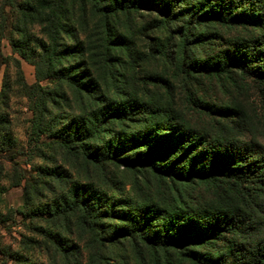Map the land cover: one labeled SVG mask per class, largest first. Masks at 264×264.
<instances>
[{
    "label": "trees",
    "instance_id": "obj_1",
    "mask_svg": "<svg viewBox=\"0 0 264 264\" xmlns=\"http://www.w3.org/2000/svg\"><path fill=\"white\" fill-rule=\"evenodd\" d=\"M89 1L103 21L98 54L102 63L114 59L110 56L114 41L107 34L109 17L158 6L171 19L156 21V28L166 21L180 24L177 71L184 81L200 77L233 81L238 74L256 85L260 116L252 119L237 104H209L186 93L190 110L208 119L199 126L157 99L153 103L127 98L111 105L98 98L101 105L83 122L60 125L55 131L60 146L100 167L109 162L147 171L168 184L170 198L162 206L149 199L143 204L113 203L81 185L56 212L62 216L67 211L79 213L80 223L109 244L118 237L145 244L152 264H159L157 251L163 253L162 264H170L168 249L176 250L190 264H264V142L254 138L257 132L264 141V0ZM15 3L1 0V10ZM20 8L24 17L40 22L49 41L48 45L39 42L46 55L30 63L37 81L58 77L89 99L97 90L94 82H87L86 72L79 69V74L68 58L84 55L83 46L56 48L58 34L73 32L62 4L26 0ZM4 18L2 14L1 29ZM10 43L26 59L21 45ZM156 54L166 55L164 45L156 48ZM144 80L167 85L159 77ZM245 132L252 137L245 139ZM50 175L57 177V173ZM181 187H201L212 197L192 200ZM101 203L109 205L103 209Z\"/></svg>",
    "mask_w": 264,
    "mask_h": 264
},
{
    "label": "rangeland",
    "instance_id": "obj_2",
    "mask_svg": "<svg viewBox=\"0 0 264 264\" xmlns=\"http://www.w3.org/2000/svg\"><path fill=\"white\" fill-rule=\"evenodd\" d=\"M14 1L15 5L2 11L0 0V18L3 14L6 19L0 28V264H152L145 244L130 237H118L109 244L80 223L79 213L67 211L62 216L56 209L64 208L73 189L81 185L92 187L103 201L143 204L149 199L162 206L170 198L168 184L144 170L109 162L100 167L79 154L67 153L55 131L60 125L83 122L101 105L98 98L111 105L127 98L153 103L157 99L179 117L203 126L208 119L192 112L185 99L191 93L192 98L209 104H237L257 119L260 94L256 85L238 74L233 81L203 77L184 81L177 71L180 24L166 21L156 28V21L171 19L158 6L109 17L107 34L114 41L110 51L114 59L102 63L98 57L102 17L92 11L89 0H56L73 31L58 34L56 48L83 46L84 55L68 58L97 88L86 99L58 77L37 81L30 63L46 55L39 42L48 45L49 41L38 20L22 15L20 6L26 0ZM10 40L21 45L26 59L13 51ZM160 45L166 48L165 56L156 54ZM149 76L167 85L144 80ZM250 136L245 132L243 137ZM254 138L264 142L257 132ZM181 189L192 200L212 197L201 187ZM101 205L105 209L109 204ZM168 254L170 264H190L174 249H168ZM163 261V253L157 251V262Z\"/></svg>",
    "mask_w": 264,
    "mask_h": 264
}]
</instances>
